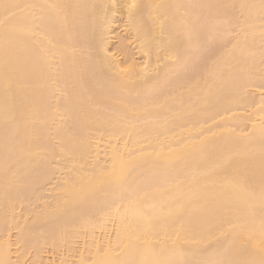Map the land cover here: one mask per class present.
Listing matches in <instances>:
<instances>
[{"label":"bare ground","instance_id":"bare-ground-1","mask_svg":"<svg viewBox=\"0 0 264 264\" xmlns=\"http://www.w3.org/2000/svg\"><path fill=\"white\" fill-rule=\"evenodd\" d=\"M0 264H264V0H0Z\"/></svg>","mask_w":264,"mask_h":264}]
</instances>
